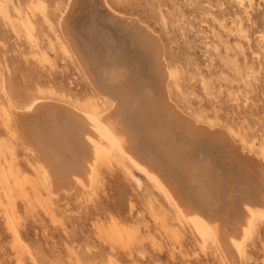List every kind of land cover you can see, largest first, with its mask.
<instances>
[{
  "label": "rangeland",
  "instance_id": "1",
  "mask_svg": "<svg viewBox=\"0 0 264 264\" xmlns=\"http://www.w3.org/2000/svg\"><path fill=\"white\" fill-rule=\"evenodd\" d=\"M3 1L20 36L14 35L0 17V66L13 103L22 107L32 98H52L65 105L91 102L94 89L57 23L67 0ZM108 1L120 13L136 15L162 38L169 63L173 68L182 69L177 71L186 97L174 95L177 90L171 89L170 92L184 113L187 111L186 114L196 116L199 121L222 127L232 143L240 146L242 140L248 151L260 154L264 150V0H251L252 6L247 0ZM244 2L252 9H248ZM156 3L161 5L156 6ZM240 17L243 20L238 22ZM70 21L90 61L99 48L117 50L118 42L131 51L134 49L127 38L120 39L116 34L106 32L93 19L90 0L75 1ZM238 26L244 30H239ZM93 64V71L99 77L102 65ZM1 92L0 89V173L5 174L7 181L5 186L0 182L3 184H0V264H110L109 255L115 259L114 264L223 262L219 243L210 237L203 246L199 245L185 225V230L180 227L181 223L178 225L181 220L185 224L184 219L180 216L177 219L174 211L167 210L166 222L179 229L184 243L179 238L162 235L164 232L160 230L162 234H158L152 226L151 215L145 210L148 205L143 202L148 196L154 200L155 207L158 204L167 207V202L157 188L154 191L146 173L131 166L126 158L123 161L122 158V162L114 159V165L112 156L109 159L112 162L108 160V165L106 163L110 172L101 165L98 167L100 176L95 177L97 181L89 184L90 187L75 182L71 193L68 192L71 189H61L55 192L56 198L41 176L43 169H47L42 158L23 145ZM149 93L148 85H143L140 94L148 96ZM156 122V127L171 136L167 122L161 118ZM229 130L231 133L228 134ZM173 134L180 139V146L193 150L194 145L188 142L185 129L180 131L173 127ZM202 137L204 135L200 139L205 140ZM203 144L206 149L197 148L200 157L208 162L219 158L229 172L237 170V165L228 163L223 148L227 144L208 141ZM128 170L140 179L138 188L129 179ZM16 172L18 181L10 177ZM153 192H157L156 195L150 194ZM137 210H143L142 217ZM136 215L139 220L147 219L145 224H151L145 226L143 220L139 223ZM263 220L264 217H257L248 237L244 238L240 264H264ZM146 227L149 228L146 229L148 232L145 231L148 238L143 231ZM137 236L145 240V245L139 240L144 245L142 248L140 244L143 251L136 249ZM175 239H179V243ZM155 242L162 246V250Z\"/></svg>",
  "mask_w": 264,
  "mask_h": 264
},
{
  "label": "bare ground",
  "instance_id": "2",
  "mask_svg": "<svg viewBox=\"0 0 264 264\" xmlns=\"http://www.w3.org/2000/svg\"><path fill=\"white\" fill-rule=\"evenodd\" d=\"M75 1L67 0L65 7L60 11L57 23L73 56L94 89L95 94H92L91 102L82 105L73 102V105H65L60 103L62 101L58 102L52 98H32L24 106L18 107L6 90V79L0 66V89L6 107L18 129L23 145L26 149L31 148L36 151L42 158L47 168L41 172L44 182L52 188L54 194L61 189L68 191L75 182L87 187L93 181H97L95 177L100 176L99 166L105 165L108 171L107 165L112 156L114 165L116 159L120 161L123 158V161L126 158L131 166L134 165L133 167L146 173L147 180L151 181L154 189L157 188V192H161V196L167 202V207L163 204L155 207V202L150 196L145 200L146 202L142 201L148 205L145 210L151 215L150 218L154 222L152 226L158 230V234L164 232L162 234L164 236L183 238L179 229H174L172 224L166 222L167 210L174 211L175 217L177 219L179 216L183 217L185 223L182 224L181 220L177 224L180 226L181 223L180 227L183 230L187 227L194 241L200 243L199 245L203 246L210 237L219 243L222 257L225 258L223 262L219 261L220 264H240L244 238L248 237L247 233L253 228L255 219L264 217V150L262 154H258L245 148L248 151L246 152L242 140H236L241 142L242 147L237 145L236 141L237 144L232 143L222 127L199 121L196 116L193 118L186 114L187 111L184 113L171 97V89L174 92L177 90L173 94H179L181 98H185L186 93L182 90L184 88L179 80L177 71L179 68L175 66L177 67L175 70L169 63L162 38L135 14L131 16L120 13L108 0H90L93 19L97 20L106 32H112L120 39L127 38L134 49L131 51L118 42L117 50L99 48L90 61L82 50L70 21ZM247 1L251 4V0ZM157 5L161 4L156 3ZM248 9L252 8L248 7ZM0 17L8 27H11L14 35L18 33H16L18 27H15L16 23L3 0H0ZM162 20L161 22L165 21ZM241 20L243 19L240 17L238 22ZM238 28L240 30L241 27ZM93 63L102 65L99 69V77L93 71ZM142 78L143 83H141ZM146 84L150 89L148 96L140 94L141 87ZM160 118L168 123L171 136H167L156 127V119ZM176 121L178 124L175 123ZM173 127H178L180 131L185 129L188 142L194 145L193 150L180 146V139L173 134ZM202 135L205 140L200 139ZM204 141L227 144V148L222 147L226 149L228 163L231 166L237 165L238 171L229 172L219 158L208 162L206 158L200 157L197 148L206 149ZM120 162L118 164L122 165ZM110 165L111 168L112 164ZM106 170L104 168V171ZM104 171L102 169L101 172ZM17 174L18 172L10 177L13 176L15 181H18ZM128 175L138 188L140 179L131 170H128ZM6 181L5 174L0 173V182L5 186ZM70 191L72 192L73 188L68 192ZM50 192L51 189L49 194ZM157 192L150 194L156 195ZM140 211L136 212L142 217L143 210L141 213ZM131 214L129 213L130 216ZM54 219L52 217V220ZM177 219L173 218L174 221ZM140 220L137 221L140 223ZM144 221L148 220H143V224ZM114 223H117V220ZM147 227L143 230L144 235L148 232ZM159 230L162 232L160 233ZM147 234L145 238H148ZM142 238L138 237L136 242L140 239L142 241ZM144 241L142 243L145 245ZM178 241L176 243H179ZM138 242L137 251L138 249L143 251L141 242ZM143 244H141L142 248ZM156 245L162 248L158 243ZM129 254L128 256H131V253ZM109 256L111 257L109 263L114 264L115 259L113 260L112 255Z\"/></svg>",
  "mask_w": 264,
  "mask_h": 264
}]
</instances>
